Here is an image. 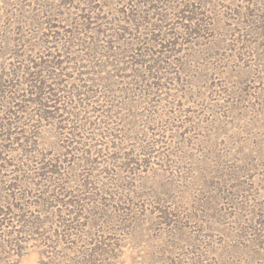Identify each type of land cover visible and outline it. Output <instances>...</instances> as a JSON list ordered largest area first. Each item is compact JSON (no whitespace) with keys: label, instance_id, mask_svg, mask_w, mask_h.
Wrapping results in <instances>:
<instances>
[{"label":"rangeland","instance_id":"rangeland-1","mask_svg":"<svg viewBox=\"0 0 264 264\" xmlns=\"http://www.w3.org/2000/svg\"><path fill=\"white\" fill-rule=\"evenodd\" d=\"M0 264H264V0H0Z\"/></svg>","mask_w":264,"mask_h":264},{"label":"trees","instance_id":"trees-1","mask_svg":"<svg viewBox=\"0 0 264 264\" xmlns=\"http://www.w3.org/2000/svg\"><path fill=\"white\" fill-rule=\"evenodd\" d=\"M42 88H45V87L43 86ZM36 96H37V95H36ZM38 96H39V95H38ZM38 96H37V97H38ZM39 98H40V97H39ZM36 104H39V103H36ZM40 105H41V104H40ZM41 106H44V105H41Z\"/></svg>","mask_w":264,"mask_h":264}]
</instances>
